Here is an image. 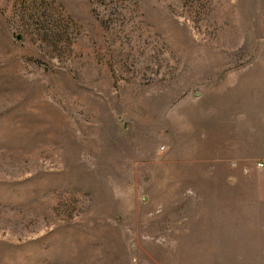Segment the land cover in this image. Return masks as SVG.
Here are the masks:
<instances>
[{"label":"rangeland","instance_id":"obj_1","mask_svg":"<svg viewBox=\"0 0 264 264\" xmlns=\"http://www.w3.org/2000/svg\"><path fill=\"white\" fill-rule=\"evenodd\" d=\"M263 60L264 0H0V264H264Z\"/></svg>","mask_w":264,"mask_h":264},{"label":"crops","instance_id":"obj_2","mask_svg":"<svg viewBox=\"0 0 264 264\" xmlns=\"http://www.w3.org/2000/svg\"><path fill=\"white\" fill-rule=\"evenodd\" d=\"M256 102L255 116H253L254 114H246V116L242 115L240 117V133L236 134L238 131L234 129L233 140L235 146H238L240 150V167H243L245 171L251 170L254 173L264 176V90L261 91ZM259 165H262V167L259 168ZM262 185V203L264 211V183Z\"/></svg>","mask_w":264,"mask_h":264},{"label":"built area","instance_id":"obj_3","mask_svg":"<svg viewBox=\"0 0 264 264\" xmlns=\"http://www.w3.org/2000/svg\"><path fill=\"white\" fill-rule=\"evenodd\" d=\"M258 167H262V165H259Z\"/></svg>","mask_w":264,"mask_h":264}]
</instances>
